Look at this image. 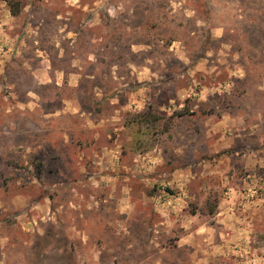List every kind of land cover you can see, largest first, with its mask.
Segmentation results:
<instances>
[{"label": "rangeland", "instance_id": "obj_1", "mask_svg": "<svg viewBox=\"0 0 264 264\" xmlns=\"http://www.w3.org/2000/svg\"><path fill=\"white\" fill-rule=\"evenodd\" d=\"M0 264H264V0H0Z\"/></svg>", "mask_w": 264, "mask_h": 264}, {"label": "trees", "instance_id": "obj_2", "mask_svg": "<svg viewBox=\"0 0 264 264\" xmlns=\"http://www.w3.org/2000/svg\"><path fill=\"white\" fill-rule=\"evenodd\" d=\"M11 12L14 16L20 14V8H19V5L18 4H11ZM152 106H149V108H147V110H145L144 113L140 114V117L141 119H134L132 122H136L138 124H142V125H146V124H157L160 120H161V117L158 116L157 113H153L152 112ZM188 112L186 111H181L179 114H178V117H183L184 115H186ZM143 118V119H142ZM154 124V125H155ZM169 129V128H166V130ZM215 207L211 208L210 210V213L213 214L214 213V210Z\"/></svg>", "mask_w": 264, "mask_h": 264}]
</instances>
